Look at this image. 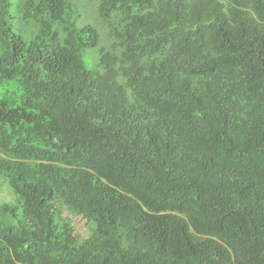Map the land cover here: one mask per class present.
Here are the masks:
<instances>
[{
	"label": "trees",
	"instance_id": "1",
	"mask_svg": "<svg viewBox=\"0 0 264 264\" xmlns=\"http://www.w3.org/2000/svg\"><path fill=\"white\" fill-rule=\"evenodd\" d=\"M83 1L0 0V264H264V0Z\"/></svg>",
	"mask_w": 264,
	"mask_h": 264
},
{
	"label": "rangeland",
	"instance_id": "2",
	"mask_svg": "<svg viewBox=\"0 0 264 264\" xmlns=\"http://www.w3.org/2000/svg\"><path fill=\"white\" fill-rule=\"evenodd\" d=\"M84 1L81 0L80 4L83 5ZM84 6V5H83ZM82 10V14L84 13L85 15L88 13V11L83 8L80 7ZM105 40V38H104ZM0 90H2L0 88ZM14 198L13 202H15V195L13 194L7 178H5L3 175L0 174V203L4 202V201H11ZM76 224L78 225L77 228L79 229V231H83V224L80 221L75 220Z\"/></svg>",
	"mask_w": 264,
	"mask_h": 264
}]
</instances>
